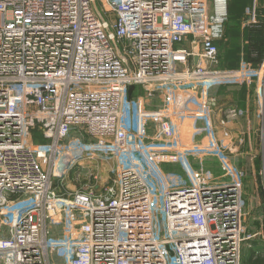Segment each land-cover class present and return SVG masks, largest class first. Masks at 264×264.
Listing matches in <instances>:
<instances>
[{
    "label": "built area",
    "instance_id": "1",
    "mask_svg": "<svg viewBox=\"0 0 264 264\" xmlns=\"http://www.w3.org/2000/svg\"><path fill=\"white\" fill-rule=\"evenodd\" d=\"M217 38L208 0H0V264H242V183L211 93L264 87V59L221 69ZM188 121L202 137L185 142ZM83 158L112 161L117 189L58 190Z\"/></svg>",
    "mask_w": 264,
    "mask_h": 264
},
{
    "label": "rangeland",
    "instance_id": "2",
    "mask_svg": "<svg viewBox=\"0 0 264 264\" xmlns=\"http://www.w3.org/2000/svg\"><path fill=\"white\" fill-rule=\"evenodd\" d=\"M209 15L211 21L216 25L218 38L216 40L219 48L220 64L219 68L225 70L238 69L242 61H249L244 58V40L241 32L242 23L250 17L255 16L264 21V0H224L223 11L217 8V0H208ZM105 19L109 16L105 14L99 3L97 10ZM221 26V28H220ZM220 29L222 33H220ZM178 44H175L177 46ZM179 46H183L182 44ZM252 63V62H251ZM257 66V65H256ZM146 92L140 88L131 89V94L135 97L146 96ZM212 96L215 98V106L219 108L220 101H226V107H221L219 118V129L223 136L232 135L230 157L236 164L240 175L239 181L242 183V241L241 260L242 264H247L246 259L250 251L256 256H261L264 248V87H259L256 82L250 84H228L225 86L213 87ZM145 106L157 108L161 105V96L154 94L147 97ZM215 107V111L217 110ZM238 114L237 123L229 116L233 111ZM220 111H218V114ZM216 114H213L215 121ZM228 117V118H227ZM227 119H229L227 121ZM225 122L233 123L231 127L222 125ZM150 135L154 133V127L150 123L148 126ZM193 132L197 137H202L201 123L186 122L182 126V135L185 142H190ZM193 162L199 171L205 173L210 179L221 178L224 174L223 168L212 158L205 162H200L193 157ZM81 164V163H80ZM112 161L106 162L101 159H82V164L75 166L63 179L54 180L55 187L61 192L66 188L69 190L83 191H103V188L114 184L117 189L116 175L111 170ZM166 175L174 173L176 177L186 180L174 164H160ZM57 184V185H56Z\"/></svg>",
    "mask_w": 264,
    "mask_h": 264
},
{
    "label": "crops",
    "instance_id": "3",
    "mask_svg": "<svg viewBox=\"0 0 264 264\" xmlns=\"http://www.w3.org/2000/svg\"><path fill=\"white\" fill-rule=\"evenodd\" d=\"M251 24H253V23H248V20H247L246 22L242 23V25H241L242 37H243V40H244V43H245L244 44L245 52H244L243 55H244L245 59H248L249 61H252L253 65H255V66L257 65L258 66V65H260V63L264 59V52L261 53L260 55H258V57H257L258 50H257V46L255 45V42H256L257 38L259 37V35L262 34V32L260 31V27L259 26H253L252 27ZM220 28H221V26H220ZM262 28H263V33H264V27H262ZM221 33H222V30L220 29V33L219 34H221ZM258 59L260 61H258ZM220 102L221 103L218 104L219 108L217 109V107H216L217 110L214 113V114H216L214 116V118H215L214 123H215V126L217 128L218 137L224 139L225 136H223L221 134V130L219 129V118H220L221 113H222L220 108L223 107V106L226 107L228 103L226 101H224V100L220 101ZM218 111H220L219 114H218ZM228 120L229 119H227V121ZM234 121H238V119L237 120H233V123H237V122H234ZM233 123L226 122V123H223L222 125H226L228 127H231V124H233ZM229 136H231V141H232V137L233 136L231 134ZM229 146L231 147V144H229ZM208 160H210V159H207V161ZM262 252L264 253V248H263Z\"/></svg>",
    "mask_w": 264,
    "mask_h": 264
},
{
    "label": "trees",
    "instance_id": "4",
    "mask_svg": "<svg viewBox=\"0 0 264 264\" xmlns=\"http://www.w3.org/2000/svg\"><path fill=\"white\" fill-rule=\"evenodd\" d=\"M251 25H252V27L253 26H259L260 31L262 32V34L259 35V37L257 38V40L255 42V45L257 46V50H258V53H257V57H258V55H260L261 53L264 52V33H263V28H262V27H264V21L259 20L256 23H253ZM258 61H260V60L258 59ZM246 263L247 264H264V255L256 256V255L252 254V251H250V254H248V257L246 259Z\"/></svg>",
    "mask_w": 264,
    "mask_h": 264
},
{
    "label": "bare ground",
    "instance_id": "5",
    "mask_svg": "<svg viewBox=\"0 0 264 264\" xmlns=\"http://www.w3.org/2000/svg\"><path fill=\"white\" fill-rule=\"evenodd\" d=\"M224 0H217V8L219 11H223Z\"/></svg>",
    "mask_w": 264,
    "mask_h": 264
},
{
    "label": "water",
    "instance_id": "6",
    "mask_svg": "<svg viewBox=\"0 0 264 264\" xmlns=\"http://www.w3.org/2000/svg\"><path fill=\"white\" fill-rule=\"evenodd\" d=\"M196 59V58H195Z\"/></svg>",
    "mask_w": 264,
    "mask_h": 264
}]
</instances>
